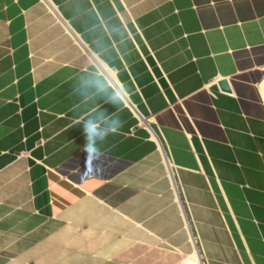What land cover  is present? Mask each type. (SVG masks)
<instances>
[{"label":"crops","instance_id":"1","mask_svg":"<svg viewBox=\"0 0 264 264\" xmlns=\"http://www.w3.org/2000/svg\"><path fill=\"white\" fill-rule=\"evenodd\" d=\"M263 80L264 0H0V264H264Z\"/></svg>","mask_w":264,"mask_h":264},{"label":"clouds","instance_id":"2","mask_svg":"<svg viewBox=\"0 0 264 264\" xmlns=\"http://www.w3.org/2000/svg\"><path fill=\"white\" fill-rule=\"evenodd\" d=\"M101 72L103 73L102 76L92 78L90 87L98 94L104 96L107 102L114 107L122 106L126 89L122 90L116 87L114 83L110 89L108 81H111V77L103 69H101ZM120 127L121 121L118 118H111L103 113H97L92 118L83 121L81 128L85 142L82 150L85 152L86 165L89 157L98 160L102 155L97 142L104 140L109 134L118 132Z\"/></svg>","mask_w":264,"mask_h":264},{"label":"water","instance_id":"3","mask_svg":"<svg viewBox=\"0 0 264 264\" xmlns=\"http://www.w3.org/2000/svg\"><path fill=\"white\" fill-rule=\"evenodd\" d=\"M218 87L220 88V90L224 91V92H230L229 90V86L226 80H220L217 83Z\"/></svg>","mask_w":264,"mask_h":264},{"label":"bare ground","instance_id":"4","mask_svg":"<svg viewBox=\"0 0 264 264\" xmlns=\"http://www.w3.org/2000/svg\"><path fill=\"white\" fill-rule=\"evenodd\" d=\"M260 92H261V96L263 98V102H264V81H262L261 85H260ZM143 122L141 120H139V125H143Z\"/></svg>","mask_w":264,"mask_h":264},{"label":"built area","instance_id":"5","mask_svg":"<svg viewBox=\"0 0 264 264\" xmlns=\"http://www.w3.org/2000/svg\"><path fill=\"white\" fill-rule=\"evenodd\" d=\"M139 126H141V125H139ZM192 238H193V240H195V242H196V244H197V239H196V237H195V236H192ZM199 256H200V264H205V262L203 261L201 255H199Z\"/></svg>","mask_w":264,"mask_h":264},{"label":"rangeland","instance_id":"6","mask_svg":"<svg viewBox=\"0 0 264 264\" xmlns=\"http://www.w3.org/2000/svg\"><path fill=\"white\" fill-rule=\"evenodd\" d=\"M264 81V80H263Z\"/></svg>","mask_w":264,"mask_h":264}]
</instances>
